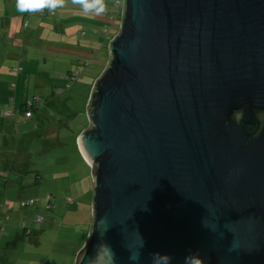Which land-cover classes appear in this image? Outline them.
<instances>
[{"label":"water","instance_id":"1","mask_svg":"<svg viewBox=\"0 0 264 264\" xmlns=\"http://www.w3.org/2000/svg\"><path fill=\"white\" fill-rule=\"evenodd\" d=\"M108 50L76 264H264V0H123Z\"/></svg>","mask_w":264,"mask_h":264},{"label":"rangeland","instance_id":"2","mask_svg":"<svg viewBox=\"0 0 264 264\" xmlns=\"http://www.w3.org/2000/svg\"><path fill=\"white\" fill-rule=\"evenodd\" d=\"M115 2L116 0H105V12L102 15H95L84 13L80 6L72 4L71 0H66V7H62L60 15L65 19L63 25L66 26L67 33L69 34V30L76 32L83 29L88 32V37L91 36L93 30L96 34V42H94L97 49L96 54L92 51L88 56L83 53L76 56L75 52L66 50V53L76 56L73 57L72 63H69L70 60L66 64L57 62L49 57L52 51L56 50L53 45L59 42L60 37H66V31L47 28L49 20L53 19L54 22H58L53 18L54 15L52 18L33 15L30 18L29 29L23 31L20 36L21 40L25 39L26 58L42 55L39 60L36 59L37 73L33 74L34 78L36 77L35 82L42 84L46 91H51L54 87H64L60 100L65 103V106L61 108L55 106L62 111L58 112L57 116L52 114L53 120L59 124L54 122L49 125V128V119H47V111L44 107L39 111L43 112L40 117L37 114L32 119L20 118L18 115L12 116L8 117L12 119L9 125L0 127V157L3 166L8 169L6 172H12L7 180L3 179L4 182L0 184V203L8 201L10 204L9 211L4 214L1 213L0 207V228H3V230L0 229V264H74L73 254L67 252L73 251L76 245L73 241L76 239H71L69 245L65 246L66 252H63L61 241L64 237L59 236L57 229L51 223L49 226L47 223L55 213L56 207L55 210L43 211V202L48 193L54 196L64 195L68 184H71L74 178L83 179L86 173L82 165L78 164V161L80 162L78 150L80 149L77 139L75 140V132L85 121L84 107L87 105L88 84L94 73L101 71V75L106 67L109 55L108 45L117 34L115 28L110 35H104L103 25L108 23L113 28L114 23L119 26L121 23V16L118 20H116L117 17L111 16L118 13ZM67 8L70 11L66 13ZM19 13L21 12L16 8V0H0V36L3 35L5 42L10 43L12 36L7 33L2 16L4 15L9 22H15ZM21 14H29V12ZM37 20L38 25H34ZM75 44L79 46L78 41L74 39L73 45ZM82 55L90 58L91 63L81 64L79 60ZM77 67L81 69V74L76 73ZM69 70L75 71L76 77L69 76L65 85L59 78L64 71L68 73ZM33 93L45 96V92L39 87H33ZM55 107L50 105L49 110ZM50 114L51 112L49 116ZM87 120L89 122L88 117ZM64 171H66V186L62 178ZM0 177H2L1 174ZM29 198H41L42 202L22 208L20 201ZM39 213L45 217V221L41 223L34 221L35 215ZM22 222H25L33 233L25 234Z\"/></svg>","mask_w":264,"mask_h":264},{"label":"crops","instance_id":"3","mask_svg":"<svg viewBox=\"0 0 264 264\" xmlns=\"http://www.w3.org/2000/svg\"><path fill=\"white\" fill-rule=\"evenodd\" d=\"M68 9L69 8L65 9L66 13L70 11ZM62 10H63L62 8L55 9L54 17L49 16V15L43 16V17H51V18L53 17L55 21L56 20L58 21V22H54L53 19L49 20L48 25H47L48 29L54 28L58 30L61 29L64 32L66 31V37H60L59 42L58 43L56 42L53 45V48H56V50L52 51L49 57L54 58L55 61L57 62H64L66 64L68 60H70L69 63H72L73 57L78 56L80 53H83L86 56H88L93 51V53L96 54L97 49L94 46L95 45L94 42H96V36H95L96 34L95 32H93L94 30L92 31V34L89 37H88V32L83 29H81L80 31H76V32L69 30V34H68L67 33L68 30L66 26L63 25L65 22V19L60 15V11ZM24 15L25 14L19 13L17 15L18 17L15 22L13 21L9 22V20L6 19L4 15L2 16L3 23H5L6 25L5 28L7 29V33L12 36V40L10 41L9 39L10 43L4 41L3 35L0 36V108H4L6 110H14L15 108H18L20 106L21 102H24V100H27V99H32L35 96L40 97L41 99L51 98V95L53 94V92H55V95L52 97H56V92H57V94H59L57 95L59 96L58 99L59 101H61L60 96L63 94V91H64V87H57V88L54 87L52 88L51 91H46V89H44L42 84L40 85L39 83L35 82L36 77L34 78L33 74L37 73L36 59L39 60V57L42 55H35L34 58H29V59L26 58L25 56V52H27L26 49L24 48L25 39L21 40L20 36L23 33V31H26L29 29L31 25L30 18L33 16L31 17L27 16L24 18ZM120 16L121 14L118 15L117 13L116 20H118ZM24 20L27 21V28L24 27ZM67 23L68 21L66 19V24ZM107 24L108 23H106L105 25ZM34 25H38V20L34 22ZM0 28H1V22H0ZM115 28H116V32H118L119 31L118 28H120V26L114 23L113 30ZM80 36H82L83 38H81ZM74 39L78 41L79 46H76V44L73 45ZM83 41H86V42H83ZM66 50L70 52H75L76 56L66 53ZM109 56L110 54L108 55V58ZM82 58H84L83 55H82ZM108 58L106 62H108ZM63 68L64 70H67L66 67H63ZM67 72L68 73L64 71L60 75V78H59L62 82H64V84L68 81L66 79H68V77L71 76L70 73L74 71L69 70ZM100 72L94 73V75L92 76L90 80V84H88L89 91H88V95L86 99L87 105H88L89 97L93 90L95 80L100 75ZM68 85L69 84H67V86ZM33 87H37V88L39 87V89L42 88V90L45 92L44 93L45 96L42 97V96L37 95L36 93H33ZM60 89L61 91H59ZM61 104H62L61 105L62 107L65 106V103L63 101H61ZM87 105L84 107L86 110L84 111V120H85L84 125L88 121L87 120V117H88ZM47 119H49V116H47ZM11 122H12L11 118L0 119V127L3 125H9ZM52 123L53 122H51L50 120L48 124V128H49V125ZM89 125L90 123L88 122V126ZM78 154H80L79 155L80 162L78 161V164L79 166L80 164L82 165V168L85 170L86 173L82 177L83 179L81 180H80V177L74 178L72 180V183L68 184L67 191L66 193H64V195L62 196L55 195V198H56V201H55L56 208L55 209L56 210L54 209L55 213L52 214L49 221L47 222L48 226H49V223H51V225H53L57 229L59 236L64 237V239L61 241V245L63 246V252H66L65 246L69 245L71 239H76V241H73V243H76L73 251L67 252V253L73 254V258L75 260L74 264H76V258H77L78 252L82 248H84V246L87 243V239L90 235V231L92 228V221L94 218V208H93V200H92L93 195H94V176L92 173V166L87 162L85 157L82 155L81 151H79ZM1 164L3 166V161L1 160V157H0V165ZM62 175H63L62 178L64 179V182H63L64 186H66V181H65L66 171L62 172ZM45 204L46 202L44 200L43 206H45ZM31 231L33 233L32 229ZM24 233H25V230H24Z\"/></svg>","mask_w":264,"mask_h":264},{"label":"trees","instance_id":"4","mask_svg":"<svg viewBox=\"0 0 264 264\" xmlns=\"http://www.w3.org/2000/svg\"><path fill=\"white\" fill-rule=\"evenodd\" d=\"M117 10H118V15H120V9L118 7H117ZM33 15H37V14H32V12H29V14H25L24 15V18L27 17V16L28 17H31ZM116 15L117 14H113L112 16L116 18ZM49 16H53V15H49ZM24 27L27 28V21H25V20H24ZM112 30H113V28L109 24L103 26V28H102V32H104L103 34L106 35V36L110 35V33L112 32ZM82 36H84V35H82ZM82 36H80V37L83 38ZM80 58L81 59L79 60V62H81V64H83V65H88L89 63H91V59L88 58V57H84V58L80 57ZM75 71H76L77 74H81L82 73V71H81V69L79 67H77L75 69ZM75 71L72 72V73H70V75H71L70 77H72V76L73 77H76L75 74H74ZM59 91H61V89ZM54 95H55V92H53V94L51 95V98H48L49 100L48 99H43V98L41 99L40 97H37V96H35L32 99L24 100V102H21L20 103V106L18 108H15L14 110H6L4 108H0V119L12 117V116H17V115L20 118L23 117L24 119H32L33 117L36 116V114H37L38 117H40L41 116V113H43V112L40 113L39 111H40V109L42 107H44V109L47 111V113H46L47 116H49V112H51V114L49 116V121L51 120V122L54 123L55 121L52 118L53 117L52 114L55 115V116H57L58 112H62L60 109L57 108V107H60V108L62 107L61 106L62 105L61 104V101H59V99H58L59 96H57L59 94H57V92H56V97H52ZM42 100H44L45 102L43 103ZM45 103H47V104H45ZM50 105H52L54 107L57 106V107H55V109L53 108L50 111L49 110V106ZM54 110L55 111H58V112L55 113ZM7 112H11V113L10 114H6ZM27 112H30L31 115L28 116L27 115ZM55 123L59 124L57 121ZM81 126H79V129L76 132L74 131L75 132V140L83 132V130L87 128L88 121H87V123L85 125L82 124ZM76 147L78 148L77 143H76ZM6 168H7L6 166H2V168L0 169V174L2 176V177H0V184L2 182H4L3 179H5V181H6L7 178H8V176L12 173L11 171L10 172L9 171L6 172L8 170ZM44 200H45L46 204L44 206V210L43 211H51V210H53L56 207V202H55L56 201V198H55L54 194H52V193L46 194L45 197H44ZM28 202H29V204H27ZM37 202L41 203L42 202V199L41 198L22 199L20 201V206L22 208H27L28 206L35 205ZM0 207H1V213L4 214V212H8L9 211L10 204L8 203V201H4L3 203H0ZM39 215L42 216L41 221H37V217ZM34 221L35 222H38V223H41V222L45 221V217H44V215H42V213L36 214L35 215V218H34ZM22 224H23V229L25 230V234H27V235L28 234H31L32 231L29 229V227L26 225V223L25 222H22ZM0 229L3 230L2 227Z\"/></svg>","mask_w":264,"mask_h":264},{"label":"clouds","instance_id":"5","mask_svg":"<svg viewBox=\"0 0 264 264\" xmlns=\"http://www.w3.org/2000/svg\"><path fill=\"white\" fill-rule=\"evenodd\" d=\"M66 0H16V8L19 12H37L44 8L55 10L65 6ZM74 5L80 6L84 13H94L102 15L105 8V0H71ZM196 253H189L185 257V264H200V261L195 259ZM139 253H134L131 259L136 260ZM153 264H170L171 258L162 256L159 252L152 254Z\"/></svg>","mask_w":264,"mask_h":264},{"label":"built area","instance_id":"6","mask_svg":"<svg viewBox=\"0 0 264 264\" xmlns=\"http://www.w3.org/2000/svg\"><path fill=\"white\" fill-rule=\"evenodd\" d=\"M115 4L120 9V14H121L122 13V9H123V0H116ZM32 14H37V15H41V16L54 15L55 11L54 10H49L48 8H44L41 11L32 12ZM10 113L11 112H7L6 114H10ZM27 115L30 116L31 115L30 112H27ZM27 204H29V202ZM41 219H42L41 216L37 217V221L41 220Z\"/></svg>","mask_w":264,"mask_h":264}]
</instances>
